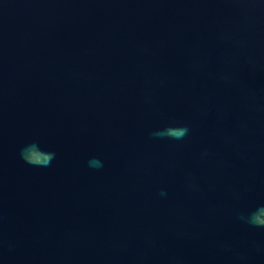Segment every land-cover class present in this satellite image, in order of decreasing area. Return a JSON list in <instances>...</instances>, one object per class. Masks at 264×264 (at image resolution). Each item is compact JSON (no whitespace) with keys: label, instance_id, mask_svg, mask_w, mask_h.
Returning <instances> with one entry per match:
<instances>
[{"label":"water","instance_id":"1","mask_svg":"<svg viewBox=\"0 0 264 264\" xmlns=\"http://www.w3.org/2000/svg\"><path fill=\"white\" fill-rule=\"evenodd\" d=\"M261 206L264 0H0V264H264Z\"/></svg>","mask_w":264,"mask_h":264},{"label":"clouds","instance_id":"2","mask_svg":"<svg viewBox=\"0 0 264 264\" xmlns=\"http://www.w3.org/2000/svg\"><path fill=\"white\" fill-rule=\"evenodd\" d=\"M189 134V128L184 126H170L163 130L154 132L152 135L160 138L182 140ZM21 158L28 164L36 167H48L55 158V153L44 152L37 143H32L21 150ZM89 166L93 168L103 167L102 162L93 158L89 160ZM239 219L254 227H264V206L258 207L249 215H240Z\"/></svg>","mask_w":264,"mask_h":264}]
</instances>
